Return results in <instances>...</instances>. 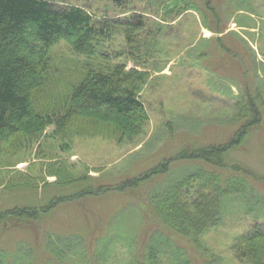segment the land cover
<instances>
[{
  "label": "rangeland",
  "instance_id": "obj_1",
  "mask_svg": "<svg viewBox=\"0 0 264 264\" xmlns=\"http://www.w3.org/2000/svg\"><path fill=\"white\" fill-rule=\"evenodd\" d=\"M48 1L83 7L96 19H113L111 24L139 16L144 29L133 28L132 43L123 30L112 32L95 57L74 53L65 40L53 45L47 83L32 92L34 113L64 117L71 90L88 71L117 63L141 70L129 55L142 61L147 48L149 80L140 99L148 118L132 132L108 113H69L64 126L54 123L32 136L20 131L0 140V209L45 206L58 193L49 175L57 162L73 178L84 176L89 185L110 189L57 204L26 224L14 218L0 222V264H133L131 259L144 251L145 238L159 247L163 264L181 251L199 257L193 245L152 220L147 202L171 178L197 168L214 170L201 159H174L181 150L224 143L245 125V139L226 157L247 170L240 174L249 186L222 199L219 223L201 238L208 249L201 254L206 264H241L234 254L236 241L256 223L264 224V107L257 118L236 120L242 115L245 84L252 85L251 92L259 90L251 93L254 99L264 101V0H210L213 13L202 0L196 2L200 9L183 12L174 0H125L122 6L109 0ZM218 24L221 33L216 35L210 29L217 31ZM216 36L244 53L236 57L240 62L231 60L224 67L215 58L210 40ZM202 51L211 54L209 59L197 58ZM166 161V174L124 192L111 189Z\"/></svg>",
  "mask_w": 264,
  "mask_h": 264
},
{
  "label": "trees",
  "instance_id": "obj_2",
  "mask_svg": "<svg viewBox=\"0 0 264 264\" xmlns=\"http://www.w3.org/2000/svg\"><path fill=\"white\" fill-rule=\"evenodd\" d=\"M109 1L117 6H122L125 2V0ZM202 1L203 7L213 13L214 8L210 5V0ZM196 2L197 0H174V7L181 6V12L193 8L200 9L197 8ZM168 12L171 14L172 10ZM214 18L218 23L220 22L217 14H214ZM112 21L96 19L92 13L80 6H60L48 0H0V140L20 131L32 136L54 123L61 127L69 119V113L77 114L92 110L118 117L127 125L125 129L132 132L143 126L148 114L140 99V93L149 80V72L144 66L149 53L147 48L144 49L145 56L139 62L136 54L127 53L136 65L141 64V70L134 67L127 68L124 63H117L88 71L71 90L66 101L69 113L64 117L54 120L53 116L34 113L32 92L47 83L53 45L65 40L74 53L95 57L111 38L109 35L112 32L123 30L125 38L132 43L133 28L144 29L139 16L116 20L111 24ZM115 25L118 26L113 29ZM218 27L219 24L216 27L217 31L212 29L210 31L219 34L221 32L218 31ZM210 41L216 46L215 58H219L224 67L230 65L231 60L240 62V57H244L243 52L228 47L220 37L212 38ZM218 44H221V49H218ZM200 53L197 58L209 59L211 55H207L206 51ZM227 57L229 60H226ZM248 83L241 91L244 107L242 115L236 118L237 121L247 116L251 119L254 116L257 118L259 109L264 107L261 96L255 97L258 105L257 108L255 107L257 105L251 93H258L259 90L255 89L251 92L253 87ZM244 127L243 125L238 127L224 143H211L199 149L181 150L174 159L179 161L201 159L213 165L214 170L197 168L186 175L182 174L181 177L169 179L162 189L151 194L147 205L150 213L148 214L154 218L152 220L161 228L193 245L199 253V257H196L189 252L181 251L180 254L170 256L165 264L207 263L204 258L201 259L203 249L206 247L201 238L219 223L222 199L228 195L241 193L247 189L246 186H249L246 177L240 174H245L247 170L226 157L227 153L236 149L245 139L247 130H244ZM166 162V167L155 166L145 170L144 173H138L131 179L124 180L122 184L111 189L124 192L154 176L166 174L169 171L167 170L169 161ZM229 170H232V175L228 174ZM49 175L55 177L53 186L58 193L53 195L45 206L36 208L17 205L0 209V222L14 218L12 220L26 224L30 221L28 219H38L43 212L52 210L57 204L110 190L107 186L96 188L94 185H89L84 176L73 178L61 162H57L56 169ZM250 175L253 176L252 173ZM71 189L75 191L64 195L65 191ZM7 225L8 222L3 226ZM149 243L151 241L148 238L141 241L144 251L140 252L141 256L131 259L133 264H163L158 255L161 252L159 247H152ZM233 249L241 264H264V224L256 223L251 231L236 241ZM139 257L140 259H137Z\"/></svg>",
  "mask_w": 264,
  "mask_h": 264
},
{
  "label": "bare ground",
  "instance_id": "obj_3",
  "mask_svg": "<svg viewBox=\"0 0 264 264\" xmlns=\"http://www.w3.org/2000/svg\"><path fill=\"white\" fill-rule=\"evenodd\" d=\"M61 6V5H60Z\"/></svg>",
  "mask_w": 264,
  "mask_h": 264
}]
</instances>
